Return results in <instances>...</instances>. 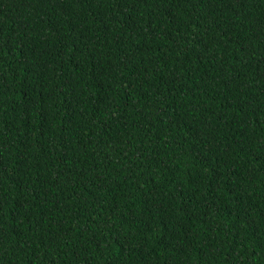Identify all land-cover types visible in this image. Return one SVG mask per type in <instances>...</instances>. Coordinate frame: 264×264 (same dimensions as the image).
I'll return each mask as SVG.
<instances>
[{"label": "trees", "instance_id": "trees-1", "mask_svg": "<svg viewBox=\"0 0 264 264\" xmlns=\"http://www.w3.org/2000/svg\"><path fill=\"white\" fill-rule=\"evenodd\" d=\"M0 264H264V0H0Z\"/></svg>", "mask_w": 264, "mask_h": 264}]
</instances>
